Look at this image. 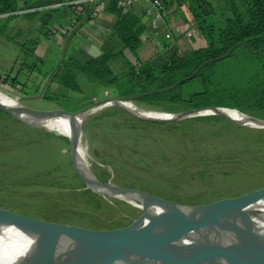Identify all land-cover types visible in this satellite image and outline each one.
Returning a JSON list of instances; mask_svg holds the SVG:
<instances>
[{
  "label": "rangeland",
  "instance_id": "rangeland-1",
  "mask_svg": "<svg viewBox=\"0 0 264 264\" xmlns=\"http://www.w3.org/2000/svg\"><path fill=\"white\" fill-rule=\"evenodd\" d=\"M210 1L214 5L218 2ZM219 1L218 7L221 5V0ZM20 7L22 2L18 1V8ZM217 8L214 12L215 18H219ZM31 12L38 14L26 15ZM31 12L13 14L14 17L10 20L0 21V91L13 98L20 106L34 110L75 112L91 104L82 99L83 95L88 94V84H82L83 94H78L51 83L50 75L43 76L42 73L58 64L60 54L68 46L61 38L62 35L52 29L55 26H52L54 21L51 19L54 13L42 15L39 11ZM4 16H0V19L5 20L9 15ZM156 38L160 41V36L157 35ZM20 45L25 48L21 49ZM154 50L153 48L152 51ZM161 50L163 51V47ZM31 51L33 53L30 54ZM142 53L140 56L143 57L145 51ZM132 56L136 57L135 54ZM35 65L40 71L34 68ZM109 66H113L112 62H109ZM259 66L260 64L242 61V56L239 55L233 60L217 62L214 65L215 79L220 84H245L255 78L254 74L263 73ZM11 80H16L14 85ZM48 86L62 95L58 101L43 98ZM194 88L196 85L192 82L182 85L183 95ZM104 97L116 96L112 91L104 89L95 100ZM127 102L129 104L121 103L122 106L109 103L84 116L80 132L91 159L88 167L76 152V165L90 188L92 174L96 178V174L103 172L105 182L109 181L118 187L143 191L174 202L200 204L241 195L264 186V170L258 171L250 166L251 159L256 158L253 154L261 150L264 152V148L258 147L260 144L264 146V131L257 132L264 130V126H248L237 118H226L215 113L184 115L188 110L168 112L133 100ZM124 105H133L137 109ZM169 106L175 108L176 105ZM178 106L181 108V105ZM248 108H252L251 111L259 116L263 114L259 109ZM117 109H122L128 116L119 113ZM152 111L170 117L159 118L146 113ZM101 112L108 115L95 119ZM212 115L221 116L223 119L186 121L176 123L173 128L165 125L151 127L146 124V121L178 122ZM84 117L75 119L81 120ZM23 123L8 119L0 126V182L15 184L24 177L50 168L57 169V178L54 185H49L48 177L41 176L40 182H44L43 186L22 187L21 190H27V194L43 192V201H22L15 194L9 198L13 200H10V204L25 205L27 211L43 212L41 214L44 217H62L55 222L90 229L118 228L138 219L141 209L122 199L94 191L101 201L93 208L83 209L76 206L65 193V188L69 189L73 183L62 179L73 169L69 138L45 127L46 124ZM241 152L246 153L245 156L232 157L237 162L205 166L202 174L196 172L198 168L188 167L197 162L209 163L212 157L223 163L231 154ZM257 156L264 157L262 154ZM222 171L234 174L224 175ZM98 187L107 190L108 185ZM9 199L0 200V207L6 208L10 205L5 203Z\"/></svg>",
  "mask_w": 264,
  "mask_h": 264
},
{
  "label": "trees",
  "instance_id": "trees-1",
  "mask_svg": "<svg viewBox=\"0 0 264 264\" xmlns=\"http://www.w3.org/2000/svg\"><path fill=\"white\" fill-rule=\"evenodd\" d=\"M62 1L64 0H25L24 3H32L31 7H38ZM183 2L190 14L192 25L196 27L205 42L202 47L182 53H178L174 47L167 48L146 60L136 59L131 62L124 56L123 50L129 51L132 55L135 54L140 45V35L145 31V24L129 9L124 8L110 25L109 31L99 46V53L95 57L68 45L60 54L58 64L53 69L42 73L43 76L50 75L51 83L78 94H83L82 84H88V94L82 96L86 103H92L102 90L108 89L116 97L133 96L132 100L135 102L168 112L202 107H225V109L235 108L249 116L264 119V0H221V5L217 8L219 18L214 17V10H212V5L208 0H183ZM53 9L43 11H52ZM56 9L58 11L69 9L76 16V21H81L91 17L92 7L78 4L61 6ZM17 10H19L18 0H0V14ZM82 10L84 14L81 16ZM37 13L31 12L26 15L34 16ZM12 17L14 16L9 15L5 20L0 19V21H8ZM30 43L34 44L33 42ZM166 46L168 45H163V47ZM20 48L23 49L25 46L20 45ZM68 48H70L69 52L67 51ZM31 53L33 52L31 51ZM239 55L242 56L244 62L260 64L259 67L263 73L261 75L254 74L253 77L255 78L252 81H247L241 85L220 84L216 81L214 65L217 62L233 60ZM37 62H39V58H37ZM109 62H112V67L109 66ZM34 68L40 71L36 65ZM195 70L196 72L192 74ZM178 80L182 81L165 89ZM11 82L14 85L16 80H11ZM191 82L196 85V88L183 95L182 85ZM151 90L160 91L149 93ZM61 96L57 90H52L50 86L46 88L43 94V98L54 101H58ZM169 105L176 106L171 108ZM178 105H181V108ZM248 107L259 109L263 114L259 116L251 111L252 108ZM117 111L128 116L122 109H117ZM106 115L108 114L101 112L95 119H100ZM8 119L24 124L21 120L0 110V126ZM219 119L223 118L214 115L197 116L178 122L146 121V124L151 125V127L165 125L168 128H173L176 123L186 121H214ZM261 131L264 130H257V132ZM258 147L264 148L262 144ZM243 153L231 154L232 156H228L229 159L223 163H219L216 157H212L209 159V163L197 162L188 167L198 168L196 172L202 174L205 171V166L233 164L238 160H233L232 157L236 155L245 156L246 153ZM257 153L264 155L263 150L255 152L253 155L256 158L251 159L252 157H249L251 159L250 166L258 171L264 170V157H258L259 154ZM184 167L186 168V166ZM231 168L234 167L231 166ZM56 172V168H50L44 172L24 177L15 184L1 181L0 200L9 199L17 194V198L19 197L22 201L41 202L43 201V192L27 194V190L21 189L30 185L43 186L44 182H40L41 176L48 177L49 185H54L57 178ZM222 173L224 175L234 174L224 171ZM95 176L101 182L106 180L103 172ZM62 179L63 181L70 180V183H73L69 189L65 188V193L68 198L76 203V206L91 209L101 201L98 195L85 187L74 169L71 168L69 175H64ZM64 185L67 184L64 183ZM10 200L13 201L9 199L5 200V203L10 204ZM7 207L6 209L19 214L33 215L50 221H59L62 218L44 217L41 214L43 212L27 211L25 205L14 206L10 204Z\"/></svg>",
  "mask_w": 264,
  "mask_h": 264
},
{
  "label": "water",
  "instance_id": "water-1",
  "mask_svg": "<svg viewBox=\"0 0 264 264\" xmlns=\"http://www.w3.org/2000/svg\"><path fill=\"white\" fill-rule=\"evenodd\" d=\"M140 20L143 22V19ZM85 52L95 57L99 50L93 45ZM195 72L196 70L192 74ZM180 81L182 80L165 89ZM156 91L160 90H151L149 93ZM132 98L133 96L102 98L75 112L34 110L22 106L12 108L2 102L0 110L23 122L38 123L37 120L40 119L79 116L107 101L120 105L119 103L130 101ZM216 108L223 107H202L183 114L199 115L201 111ZM247 117L253 121L264 122V119ZM69 140L73 169L86 187L94 191L88 186L82 171L76 165V145L74 141ZM94 183L97 186L110 185L121 193L135 192L153 202L142 209L141 215L133 223L113 229H90L59 223L0 207V224L12 225L33 239L32 244L14 264H117L121 261L125 264H157L158 261L167 264H241L234 257L242 255L244 250H218L202 242L199 236L239 229L243 223L239 215L242 209L264 196L262 186L233 197L200 204H184L143 191L118 187L109 181L101 182L95 178Z\"/></svg>",
  "mask_w": 264,
  "mask_h": 264
},
{
  "label": "bare ground",
  "instance_id": "bare-ground-1",
  "mask_svg": "<svg viewBox=\"0 0 264 264\" xmlns=\"http://www.w3.org/2000/svg\"><path fill=\"white\" fill-rule=\"evenodd\" d=\"M0 102L12 108L19 107L17 102L7 96L4 92L0 91ZM107 103V102H106ZM106 103L95 106L88 112L68 118L66 116H58L46 119L37 120L40 124H46L45 127L53 129L56 133L66 136L67 138L74 141L76 145V152L79 154L83 163L87 164L89 167V161L91 159V154L89 155L86 143L83 140V136L80 132V124L84 121L88 113L95 112L96 110L104 107ZM119 103V102H118ZM123 104H129L128 102H122ZM122 105L121 103H119ZM127 108H134L133 105H124ZM139 110V109H138ZM159 112V111H158ZM217 113L222 116H229L237 118L248 126H264V122H258L250 120L247 115L242 114L234 109L216 108L201 111L199 113ZM153 116L159 118H168L170 115L163 113H153L146 112ZM26 117L25 115H23ZM84 117L81 120L75 118ZM226 117V118H227ZM229 119V118H228ZM85 123V122H84ZM93 176L92 189L104 195L114 196L116 198L122 199L134 207L143 209L148 205L152 204V200L148 197L135 192L121 193L113 189L112 186H108L107 190H101L97 185H95V178ZM264 197V196H263ZM243 223L241 227L237 230L199 236V239L218 250H228L233 251L236 249H242L245 252L242 255L235 256L234 258L241 264H264V198L259 197L249 205L245 206L239 214ZM33 239L28 237L18 228L12 225L0 224V262L2 264H14L16 263L18 257L23 253V251L32 244ZM160 262V263H159ZM157 263V262H156ZM159 264H167L164 261H158ZM157 263V264H158ZM74 264H84L82 262ZM117 264H125L124 262H119Z\"/></svg>",
  "mask_w": 264,
  "mask_h": 264
},
{
  "label": "crops",
  "instance_id": "crops-1",
  "mask_svg": "<svg viewBox=\"0 0 264 264\" xmlns=\"http://www.w3.org/2000/svg\"><path fill=\"white\" fill-rule=\"evenodd\" d=\"M18 1L22 2V7L19 9L32 6V3H24L25 0ZM208 1L211 3L210 0ZM159 2L161 11H159L158 18H155L153 13L145 14L148 4L144 0H133L127 7L131 13L143 19L142 23L145 24V31L140 35V45L135 52L136 57L133 58L129 52L123 50L124 56L131 62L136 59L143 61L150 58L155 53L162 51L164 44L168 46L163 47V50L174 47L178 53L202 47L205 44L190 21V14L183 0H159ZM219 3V0L215 5L211 3L214 12H216ZM122 9V5L117 0H106L94 17L81 21H76V16L69 9L58 11L54 8L52 11L42 10L39 14L54 13V17L51 19L54 21L52 26H55L52 29H56L57 34L62 35L61 38L67 46L72 45L77 50L86 51L93 45L99 49L110 25ZM72 22H75V25L70 28ZM157 35L160 36V41L156 38ZM82 40L84 41L82 42ZM84 48L86 49L84 50ZM153 48L154 51H152ZM144 51L143 57L140 56Z\"/></svg>",
  "mask_w": 264,
  "mask_h": 264
},
{
  "label": "built area",
  "instance_id": "built-area-1",
  "mask_svg": "<svg viewBox=\"0 0 264 264\" xmlns=\"http://www.w3.org/2000/svg\"><path fill=\"white\" fill-rule=\"evenodd\" d=\"M106 0H65L62 2H57V3H53V4H47V5H43V6H38V7H31V8H21L15 12H10V13H5V14H0V16H4L6 17L7 15H13V14H17V13H26V12H31V11H42V10H46V9H51V8H58L64 5H84V6H88V7H92L91 10V17H94L96 12L104 5V2ZM124 8H127L128 5L133 1V0H117ZM147 4L148 7L145 9V14L146 15H150L153 13V16L155 18L159 17V9L161 7V4L159 2V0H144ZM84 12L83 10L81 11V15H83ZM75 25V22H72V24H70V28H72ZM64 31V30H62ZM56 32V31H55ZM64 33H66V31H64ZM106 92H104L105 95ZM106 98V97H104ZM95 101V99H94ZM112 103L110 101H107L106 104Z\"/></svg>",
  "mask_w": 264,
  "mask_h": 264
},
{
  "label": "clouds",
  "instance_id": "clouds-1",
  "mask_svg": "<svg viewBox=\"0 0 264 264\" xmlns=\"http://www.w3.org/2000/svg\"><path fill=\"white\" fill-rule=\"evenodd\" d=\"M0 264H2V262H0Z\"/></svg>",
  "mask_w": 264,
  "mask_h": 264
}]
</instances>
